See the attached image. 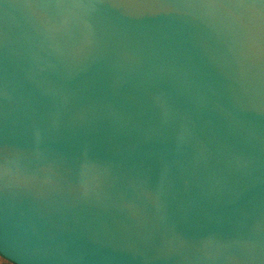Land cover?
Returning <instances> with one entry per match:
<instances>
[{"label":"water","instance_id":"95a60500","mask_svg":"<svg viewBox=\"0 0 264 264\" xmlns=\"http://www.w3.org/2000/svg\"><path fill=\"white\" fill-rule=\"evenodd\" d=\"M0 255L264 264V0H0Z\"/></svg>","mask_w":264,"mask_h":264},{"label":"trees","instance_id":"16d2710c","mask_svg":"<svg viewBox=\"0 0 264 264\" xmlns=\"http://www.w3.org/2000/svg\"><path fill=\"white\" fill-rule=\"evenodd\" d=\"M0 264H15V263H13L12 261H9L8 259L3 257L2 255H0Z\"/></svg>","mask_w":264,"mask_h":264}]
</instances>
